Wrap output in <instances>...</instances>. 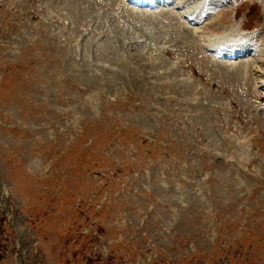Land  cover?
Masks as SVG:
<instances>
[{
    "label": "rangeland",
    "instance_id": "374dc122",
    "mask_svg": "<svg viewBox=\"0 0 264 264\" xmlns=\"http://www.w3.org/2000/svg\"><path fill=\"white\" fill-rule=\"evenodd\" d=\"M199 13L257 60L169 8L0 0V264H264V0Z\"/></svg>",
    "mask_w": 264,
    "mask_h": 264
},
{
    "label": "bare ground",
    "instance_id": "6f19581e",
    "mask_svg": "<svg viewBox=\"0 0 264 264\" xmlns=\"http://www.w3.org/2000/svg\"><path fill=\"white\" fill-rule=\"evenodd\" d=\"M180 2H181V0H177V3H180ZM185 12L188 13L189 11H185ZM199 37L203 38L202 42L200 43L201 44V48H203V47L204 48H208L209 51L214 52V53L215 52H218V50H219L222 54H225L226 56H232L234 54L240 53L239 50H236L235 48H239L241 50V52H243V51L245 52V50H246V47L244 45H242V46H240V45H232L233 47L232 46H226V45H224V48L221 49L220 45H218V44H220V42H219L220 40L219 41H217V40H218V38L222 39V38L226 37L225 35H221L220 37H218V36H211V35L210 36H205V34H202V35H199ZM226 39H227V37H226ZM204 48H203V51L205 52V49ZM250 51H252V50H250ZM245 70L247 71V74H248L249 70L247 68H245Z\"/></svg>",
    "mask_w": 264,
    "mask_h": 264
}]
</instances>
